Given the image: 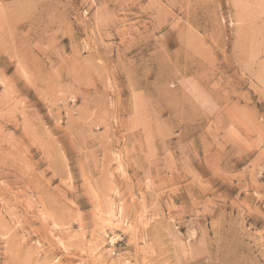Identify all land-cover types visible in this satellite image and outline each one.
Wrapping results in <instances>:
<instances>
[{"label":"rangeland","instance_id":"rangeland-1","mask_svg":"<svg viewBox=\"0 0 264 264\" xmlns=\"http://www.w3.org/2000/svg\"><path fill=\"white\" fill-rule=\"evenodd\" d=\"M0 264H264V0H0Z\"/></svg>","mask_w":264,"mask_h":264},{"label":"bare ground","instance_id":"bare-ground-1","mask_svg":"<svg viewBox=\"0 0 264 264\" xmlns=\"http://www.w3.org/2000/svg\"><path fill=\"white\" fill-rule=\"evenodd\" d=\"M161 16V15H160ZM110 21V20H109ZM112 22V21H111ZM107 24V23H106ZM125 24V23H124ZM179 25V24H178ZM102 26V25H101ZM105 26V25H104ZM175 27V26H174ZM140 35V34H139Z\"/></svg>","mask_w":264,"mask_h":264}]
</instances>
